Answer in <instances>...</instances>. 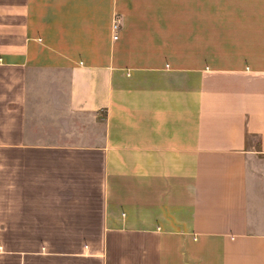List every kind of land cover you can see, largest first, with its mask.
Listing matches in <instances>:
<instances>
[{
  "label": "crops",
  "instance_id": "1",
  "mask_svg": "<svg viewBox=\"0 0 264 264\" xmlns=\"http://www.w3.org/2000/svg\"><path fill=\"white\" fill-rule=\"evenodd\" d=\"M0 264H264V0H0Z\"/></svg>",
  "mask_w": 264,
  "mask_h": 264
},
{
  "label": "built area",
  "instance_id": "2",
  "mask_svg": "<svg viewBox=\"0 0 264 264\" xmlns=\"http://www.w3.org/2000/svg\"><path fill=\"white\" fill-rule=\"evenodd\" d=\"M119 27H120V24H119V22L118 21H116L115 23H114V30H115V36H114V38H118V34H117V32H118V29H119Z\"/></svg>",
  "mask_w": 264,
  "mask_h": 264
}]
</instances>
